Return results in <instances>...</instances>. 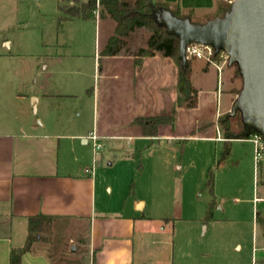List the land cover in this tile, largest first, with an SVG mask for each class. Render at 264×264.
Returning a JSON list of instances; mask_svg holds the SVG:
<instances>
[{"label": "rangeland", "instance_id": "rangeland-1", "mask_svg": "<svg viewBox=\"0 0 264 264\" xmlns=\"http://www.w3.org/2000/svg\"><path fill=\"white\" fill-rule=\"evenodd\" d=\"M0 1L7 8L3 35L14 42L13 52L21 55L37 87L72 95L64 105L81 130L121 137L102 139V149L97 156L93 151V158L102 168L101 201L126 214L135 199L147 204L143 214L151 223L137 231L135 264H264V185L253 135L232 139L229 158L221 159L225 148L218 118L230 112H224L229 89L234 97L243 85L235 66L216 69L192 60L195 105L178 107L176 88L175 104L170 101L156 112L175 107V124L150 141L140 136L138 125H130L134 111L146 106L129 104L121 89L123 79L127 81L121 67H111L102 55L114 31L111 18L70 19L65 10L74 0ZM149 35L148 30L136 31L126 42L127 50L145 47ZM175 65L178 74L180 65ZM233 74L238 83L232 86ZM107 83L114 87L108 102ZM169 91L172 96L173 89ZM211 203L213 217L207 219ZM86 233L80 235L81 243L70 230L48 233L57 241L49 246L55 264H88Z\"/></svg>", "mask_w": 264, "mask_h": 264}, {"label": "crops", "instance_id": "crops-1", "mask_svg": "<svg viewBox=\"0 0 264 264\" xmlns=\"http://www.w3.org/2000/svg\"><path fill=\"white\" fill-rule=\"evenodd\" d=\"M87 1L74 0L71 3L77 5ZM152 2L190 15L197 22L216 18L225 7V0ZM5 7L6 3L0 4L1 35L7 27L4 26L7 22ZM102 19L106 18H100L97 12L95 21ZM13 49V41L5 35L0 37V264H10V252L25 246L29 218L37 215L56 218L54 234L62 229L70 230L79 243L82 242L80 235L86 231L84 255L90 260L88 264H135L137 231H143L151 223V218L143 214L147 204L142 199H135L131 213L126 214L119 207L114 209L108 200L101 201L98 179L102 168L96 167L95 156L93 158L91 134H96L100 142L120 136L81 130L64 105L65 97L72 95L38 88L21 55L14 53ZM139 49L107 56L109 65L120 66L127 78L126 83L123 79L121 89L130 98L129 104L135 108L139 104L140 107L146 106L145 110L134 111L130 125H138L135 123L138 117L159 114L156 112L160 108L164 110L168 103L173 104L176 100L178 74L175 60L156 53L137 67L134 56ZM218 61L207 64L216 69L229 65L228 61ZM108 71L118 77L117 72ZM236 78L233 74L232 86L238 83ZM170 88L173 89L172 96ZM105 89L108 102L114 87L107 83ZM232 89L228 91L230 101L224 112L231 111L237 98V93L233 97ZM138 127L140 136L150 141L159 138L162 129L156 137H146L141 126ZM164 221L169 222L168 219ZM50 245L53 243H35L22 256V264H54L49 255Z\"/></svg>", "mask_w": 264, "mask_h": 264}, {"label": "trees", "instance_id": "trees-1", "mask_svg": "<svg viewBox=\"0 0 264 264\" xmlns=\"http://www.w3.org/2000/svg\"><path fill=\"white\" fill-rule=\"evenodd\" d=\"M156 8L170 10L167 5L153 3L152 0H99V2L88 0L86 3H80L67 8L65 13H67L70 19L78 18L86 21L95 20L96 13L99 12L100 18L109 17L115 22L114 34L109 39L106 49L102 53L104 56H115L122 51H127V40L138 30H148L150 35L146 41V46L140 48L135 53L136 66L140 67L145 58L153 57L156 53H160L167 58H173L180 65L177 82V106L182 107L184 104L194 106L196 93L190 81L189 66L183 71L181 68L182 62L178 58L180 40L175 36L168 35L166 28L157 23L155 17ZM230 9L231 4L225 1V7L222 8L217 17H223ZM61 10L63 11L64 9L61 8ZM170 11L179 18H190V15H183L179 11ZM191 21L195 23L192 19ZM215 59L219 60V57L217 56ZM233 66L237 68V72L241 77L237 65ZM240 92L241 90L237 95ZM175 112L174 107V109L167 113L138 117L135 119V123L141 126L144 136L156 137L161 128L175 124ZM227 114L229 113L223 114L218 118L219 131L224 140L225 148L221 157L223 161L230 156L233 136L243 131L240 114H237L235 117L226 118ZM251 135L259 134L253 130L251 131ZM249 137H245L244 139H248ZM259 167L264 185V160ZM214 207V203L209 204L207 219L213 217ZM56 222V218L46 215L30 217L27 242L23 248L13 249L10 252V264H22V256L30 251L37 242L54 243L56 239L53 236H49V234L52 233L54 235ZM49 255L55 264L53 254L49 252Z\"/></svg>", "mask_w": 264, "mask_h": 264}, {"label": "water", "instance_id": "water-1", "mask_svg": "<svg viewBox=\"0 0 264 264\" xmlns=\"http://www.w3.org/2000/svg\"><path fill=\"white\" fill-rule=\"evenodd\" d=\"M225 1L231 9L204 24L158 8L156 21L168 35L180 40L178 58L183 71L188 67L186 47L193 43L211 46L216 53L224 52L229 65H237L243 86L226 118L240 114L243 131L233 139L251 136L253 130L264 139V0Z\"/></svg>", "mask_w": 264, "mask_h": 264}, {"label": "built area", "instance_id": "built-area-1", "mask_svg": "<svg viewBox=\"0 0 264 264\" xmlns=\"http://www.w3.org/2000/svg\"><path fill=\"white\" fill-rule=\"evenodd\" d=\"M185 53L188 61L201 59L209 64H216L217 60L215 58L217 56L224 62L228 61V56L224 52L216 53L213 47L204 44H190L186 47ZM91 139L93 141L94 152L95 154H98V152L102 149V144L99 141L98 136L94 133L91 134ZM253 142L256 146V163L260 166L264 160V141L260 135H253Z\"/></svg>", "mask_w": 264, "mask_h": 264}]
</instances>
